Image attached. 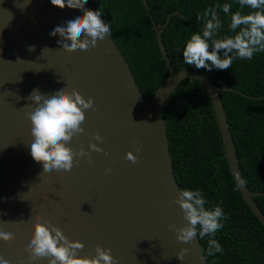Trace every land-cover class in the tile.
Returning a JSON list of instances; mask_svg holds the SVG:
<instances>
[{
    "label": "water",
    "instance_id": "1",
    "mask_svg": "<svg viewBox=\"0 0 264 264\" xmlns=\"http://www.w3.org/2000/svg\"><path fill=\"white\" fill-rule=\"evenodd\" d=\"M85 8L93 10L88 3ZM176 13L160 28L152 20L168 75L148 100L111 33L91 50L73 52L61 48L60 36L50 35L82 10L60 9L51 0H0V229L15 236L11 243L0 240V256L10 264H49V258L31 261L26 251L37 216L59 226L70 240L83 242L81 257L95 256L100 245L111 249L116 264H208L198 236L185 244L169 227L181 228L187 221L175 203L181 189L162 113L183 79H195L206 89L233 179L264 226L253 198L264 191L250 190L241 175L219 96L226 88L208 78L219 69L176 71L165 52L161 32ZM62 88L94 100L85 111L84 133L69 146L91 151L90 143H97L104 152L92 151L91 162L75 157L79 162L71 171L43 172V163L31 156L28 113L36 105L29 96L36 89L52 95ZM97 133L102 142L94 140ZM129 151L138 157L136 163L125 158ZM184 248L190 252L181 261L177 253Z\"/></svg>",
    "mask_w": 264,
    "mask_h": 264
},
{
    "label": "trees",
    "instance_id": "2",
    "mask_svg": "<svg viewBox=\"0 0 264 264\" xmlns=\"http://www.w3.org/2000/svg\"><path fill=\"white\" fill-rule=\"evenodd\" d=\"M88 0L100 10L101 19L111 27V35L124 55L145 99L168 75L152 20L164 25L161 40L173 68L196 69L183 59L186 41L201 31L198 14L217 3H229L238 10V0ZM148 10L151 13L149 16ZM244 12L251 11L245 8ZM230 14L218 10L223 23L220 35L230 34ZM222 55V53H221ZM215 70L213 68L211 71ZM221 89L222 101L245 185L264 191V52L251 60L235 58L227 70L208 76ZM164 118L173 171L181 190H199L206 208L221 206L226 219L215 239L222 253L208 256V240L199 241L208 264H264V226L241 196L224 157V147L211 101L204 86L195 79H183L170 96ZM264 214V194L253 197ZM199 231V226H198Z\"/></svg>",
    "mask_w": 264,
    "mask_h": 264
},
{
    "label": "clouds",
    "instance_id": "3",
    "mask_svg": "<svg viewBox=\"0 0 264 264\" xmlns=\"http://www.w3.org/2000/svg\"><path fill=\"white\" fill-rule=\"evenodd\" d=\"M51 3L60 9L67 7L83 11V15L66 21L65 26H57L50 33L53 37H61L58 43L64 51L91 50L97 46L98 41L104 40L111 33L110 25L101 19L100 10L85 8L88 0H51ZM238 5V10L232 12L231 4L217 3L198 14L197 19L202 20L204 26L201 31L192 33L186 41L183 59L187 65L208 71L213 68L227 70L235 58L251 60L256 53L264 52V0H238ZM245 8L251 11L244 12ZM218 10L224 14L231 13L228 24L230 34L220 35L224 26ZM29 50L34 51L35 46L30 45ZM29 99L36 105L28 113L33 137L31 156L37 163H43V172L71 171L74 164L79 162L75 157L87 158L91 162L92 151L104 152L97 143H90L91 151L82 147L77 151L69 146L74 137L84 133L82 124L86 119L85 111L94 107L93 98L86 99L77 90L68 92L62 88L52 95L42 94L36 89ZM94 140L102 142L103 137L97 133ZM137 151L140 149L137 148ZM125 158L132 163L138 161L132 151ZM106 171L110 172L111 169ZM175 203L180 206L187 221L181 228L169 226L176 232L177 240L188 244L193 243L197 236L200 239L211 237L208 240L207 255L222 253L223 248L215 239V234L223 228L221 221L226 219L222 207L217 205L206 208L202 192L191 189L181 190ZM34 227L35 231L26 246L31 261L49 258V264H116L111 249L100 245L95 247V256L81 257L79 252L84 249V243L70 240L50 220L44 221L43 217L37 216ZM14 239L13 233L0 229V240L11 243ZM188 252L190 249L184 248L177 253V257L183 261ZM0 264H10V261L0 256Z\"/></svg>",
    "mask_w": 264,
    "mask_h": 264
}]
</instances>
